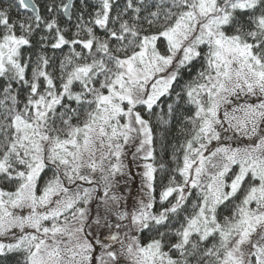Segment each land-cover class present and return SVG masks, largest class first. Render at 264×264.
Instances as JSON below:
<instances>
[{"label":"snow or ice","instance_id":"6c2138e0","mask_svg":"<svg viewBox=\"0 0 264 264\" xmlns=\"http://www.w3.org/2000/svg\"><path fill=\"white\" fill-rule=\"evenodd\" d=\"M0 264H264V0H0Z\"/></svg>","mask_w":264,"mask_h":264},{"label":"rangeland","instance_id":"374dc122","mask_svg":"<svg viewBox=\"0 0 264 264\" xmlns=\"http://www.w3.org/2000/svg\"><path fill=\"white\" fill-rule=\"evenodd\" d=\"M245 102H248V103L256 102V103H258L259 100L256 97H243V96H241L238 99L233 98V106H235L237 104H243ZM233 135L234 134L232 132L224 133V136H226V137H232ZM238 140H243L244 142H247L246 138H243V137L238 138ZM238 140L228 139V140H225V143H230L233 146H238Z\"/></svg>","mask_w":264,"mask_h":264}]
</instances>
